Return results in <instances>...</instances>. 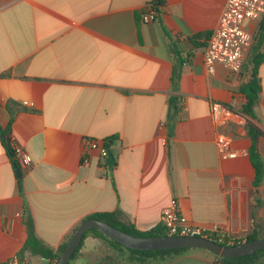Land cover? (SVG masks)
Returning <instances> with one entry per match:
<instances>
[{
	"label": "crops",
	"instance_id": "crops-1",
	"mask_svg": "<svg viewBox=\"0 0 264 264\" xmlns=\"http://www.w3.org/2000/svg\"><path fill=\"white\" fill-rule=\"evenodd\" d=\"M226 1L163 0L157 19L144 22L155 0H0V264L16 255L54 264L24 249L27 214L36 236L56 251L91 214L117 212L147 231L162 223L173 199L186 223L247 240L257 175L248 126L262 132L257 149L264 163V63L251 118L241 112L240 86L252 66L238 77L221 62L210 70L209 36L192 40L211 34ZM259 24H247L254 42ZM221 134L230 138L224 148ZM84 138L101 145L107 139L115 163L93 149L84 164ZM12 139L32 158L28 168L17 164L21 176ZM257 190V238L264 239V173ZM87 239L95 247L104 241ZM80 251L83 258L94 252ZM263 260L226 261L188 250L171 264Z\"/></svg>",
	"mask_w": 264,
	"mask_h": 264
},
{
	"label": "built area",
	"instance_id": "built-area-1",
	"mask_svg": "<svg viewBox=\"0 0 264 264\" xmlns=\"http://www.w3.org/2000/svg\"><path fill=\"white\" fill-rule=\"evenodd\" d=\"M158 10L155 6L148 7L142 16L144 22L157 19ZM264 17V0H227L221 13L217 27L211 32L204 47L205 63L210 70L218 62L224 63L229 70L238 77L244 67L248 53L254 42V35L248 29L250 20L260 22ZM182 37H185L182 35ZM219 143L222 148L230 141L225 134L219 136ZM11 148L14 152L16 163L23 168L32 164V158L26 149L11 140ZM99 149L100 155L106 159L108 148L100 144L98 139L84 138L82 162H92L91 151ZM226 154V153H225ZM228 156H237L236 152H230ZM161 221L164 224L168 235H191L212 239L218 242L225 241L226 233L221 227L209 228L206 226L192 225L186 223L181 214V207L177 199L163 209ZM227 242L234 244V240L227 236ZM9 264H33L26 258L19 255L14 256Z\"/></svg>",
	"mask_w": 264,
	"mask_h": 264
},
{
	"label": "trees",
	"instance_id": "trees-1",
	"mask_svg": "<svg viewBox=\"0 0 264 264\" xmlns=\"http://www.w3.org/2000/svg\"><path fill=\"white\" fill-rule=\"evenodd\" d=\"M163 4V0H155L154 6L156 8L159 7V5ZM211 34L208 33H199L196 36H193L192 40L196 43L197 38L200 37H210ZM208 37V38H209ZM264 46V17L260 21L258 34L256 36L254 45L248 55L247 63L245 64L246 68L248 69L249 65L252 66V73L251 77L248 80V82L242 84L240 86V91L245 95L246 102L242 106L241 112L248 116V117H255V106L259 101L260 94L262 92V84H261V78L258 74V67L261 63H264V52H262V48ZM186 60H184L182 57H179V62L184 63ZM244 66V67H245ZM172 110L173 114L172 116L175 117V114L178 110L177 105V98H172ZM249 134L251 137V145L249 149L250 157L253 160V163L257 170V175L254 181V190L252 193V232L247 236V240L255 239L258 237L257 232V212L258 208L260 206V200L258 197V190L257 187L259 186L260 182L263 179V173H264V163L262 161V158L260 156V153L257 149V140L262 133L260 129L254 125L253 123H250L248 126ZM108 140H105V145L107 146ZM11 148V147H10ZM11 155L14 157V152L11 149H9ZM15 164L17 165L16 161L14 160ZM18 166V165H17ZM97 217L100 220L106 221L110 224H112L115 227H118L122 229L123 231L130 233L135 236H141V237H149V236H158V235H167L166 228L163 223L157 225L156 227L147 230L142 231L139 230L134 224L131 223H125L123 222L117 212H97L94 214H91L87 216L84 220ZM26 222L28 225V231L29 236L25 243L24 249H30L34 254L41 255L45 259H51L54 261V264L56 263L59 255L62 253L64 248L66 247L68 240L70 238V235L68 239H66L61 245L59 246L58 250H54L53 248L43 244L40 239L35 234V226H34V220L30 214H27L26 216ZM77 226L74 228L73 232L76 230ZM72 232V233H73ZM94 236L103 239L104 241H107L109 244L113 245L115 248L121 249L122 251H125L128 254V261L130 262H137L142 264L147 263H154L157 262L158 264H171L173 263L181 254L184 252H187L188 250L197 249L193 247H183V248H170V249H160V250H139V249H133L124 246L120 242H118L115 239L110 238L109 236L102 233L97 228H91L87 230L84 234L83 241L80 244V246L77 248L75 253L72 255L71 260L75 259L78 254L80 253V250L84 244V241L87 237ZM227 234L225 235V241H222L220 243L228 245L227 242ZM238 241H235L234 244H237ZM209 251V250H208ZM210 254H213L214 256L226 260V261H240V260H250L253 258H256L257 256L263 255L264 256V249L259 250L255 253L244 255L241 257L236 258H226L215 255L213 252L209 251ZM71 260L68 262V264H71Z\"/></svg>",
	"mask_w": 264,
	"mask_h": 264
},
{
	"label": "water",
	"instance_id": "water-1",
	"mask_svg": "<svg viewBox=\"0 0 264 264\" xmlns=\"http://www.w3.org/2000/svg\"><path fill=\"white\" fill-rule=\"evenodd\" d=\"M108 152L106 156V163L113 165L115 158L110 148V143L107 145ZM16 171L19 176L21 172L16 165ZM91 228H97L105 235L117 240L126 247L139 250H160L170 248H203L213 252L217 256L226 258H236L244 255L255 253L264 249V239L255 238L245 240L237 244H222L218 241L208 239L200 236L191 235H158L141 237L135 236L123 231L122 229L113 226L112 224L100 220L97 217H92L83 220L70 236L68 243L62 253L59 255L55 264H68L72 255L83 241L84 234Z\"/></svg>",
	"mask_w": 264,
	"mask_h": 264
},
{
	"label": "rangeland",
	"instance_id": "rangeland-1",
	"mask_svg": "<svg viewBox=\"0 0 264 264\" xmlns=\"http://www.w3.org/2000/svg\"><path fill=\"white\" fill-rule=\"evenodd\" d=\"M248 56L246 57L245 64L247 63ZM244 68V67H243ZM88 238V237H87ZM85 239L84 244L81 248L87 247L89 250H94L93 253H89L86 255L87 258H83L85 256L84 253L78 254V256L71 260V264H76L77 261L81 260L82 264H142V263H133L128 261V254L125 251H122L121 249L115 248L113 245L109 244L107 241H100V245L95 247V244H93V241H90V239ZM96 248V249H95ZM197 252H205L210 254V252L203 248H197L192 249ZM147 264H158L157 262H150ZM259 264H264V260L260 261Z\"/></svg>",
	"mask_w": 264,
	"mask_h": 264
}]
</instances>
